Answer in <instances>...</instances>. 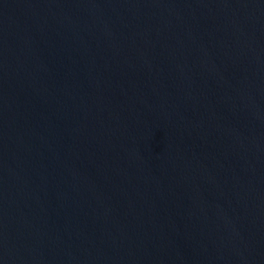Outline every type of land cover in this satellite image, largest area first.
Here are the masks:
<instances>
[{
    "label": "water",
    "instance_id": "water-1",
    "mask_svg": "<svg viewBox=\"0 0 264 264\" xmlns=\"http://www.w3.org/2000/svg\"><path fill=\"white\" fill-rule=\"evenodd\" d=\"M0 264H264V0H0Z\"/></svg>",
    "mask_w": 264,
    "mask_h": 264
}]
</instances>
